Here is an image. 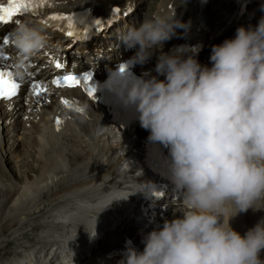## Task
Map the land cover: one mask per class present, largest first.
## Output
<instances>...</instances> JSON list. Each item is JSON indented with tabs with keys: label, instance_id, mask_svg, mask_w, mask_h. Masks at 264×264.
<instances>
[{
	"label": "clouds",
	"instance_id": "clouds-1",
	"mask_svg": "<svg viewBox=\"0 0 264 264\" xmlns=\"http://www.w3.org/2000/svg\"><path fill=\"white\" fill-rule=\"evenodd\" d=\"M177 23L153 16L120 30L118 38L138 48L104 83L134 109L148 140L167 150L164 164L182 213L143 233L142 250L126 240L117 264H264V220L244 234L230 224L241 212L264 208V17L213 45L211 66L195 51H162ZM8 38L9 69L26 81L48 37L42 26L17 20ZM156 48L155 75L126 71L147 63Z\"/></svg>",
	"mask_w": 264,
	"mask_h": 264
},
{
	"label": "bare ground",
	"instance_id": "bare-ground-1",
	"mask_svg": "<svg viewBox=\"0 0 264 264\" xmlns=\"http://www.w3.org/2000/svg\"><path fill=\"white\" fill-rule=\"evenodd\" d=\"M130 1H135V6H137V0H67V7L89 6L98 10L99 13H108L113 5L119 4L120 6H123ZM162 8L163 9L160 11L162 18L173 17L175 21H178L180 17L182 21V25L180 26L185 30L198 26L199 22H204L203 18L202 21L198 19L199 17L195 15V11L186 9L184 6H180L179 4L174 5V7H169L167 5ZM32 23L38 24L37 20H34ZM180 26L178 27L181 28ZM115 42L116 41L109 42V45L106 44L103 47L98 45L96 42L93 43V45L96 48L100 47L103 54H112L120 50L123 53V50L125 51V49L124 45H122V41L118 38L117 43ZM172 43L163 46V51L166 50ZM95 47L91 46L90 48L95 49ZM113 56L114 54L109 59V62H111L110 60ZM105 62L107 61H101V64H104ZM98 113L96 112V115L101 116ZM9 115L12 116L13 114L9 113ZM47 118L49 119V117ZM49 124V121L45 122V130H48ZM38 125H36L38 134L31 138V146L34 147V152L32 154L28 153V149L25 150L23 146L19 145L20 142L18 141L17 134L11 144H9V140H5V137L4 144L3 138L0 141V158L2 160L0 170L3 169L5 174L10 172L12 181L10 186L2 185L0 183V236L7 229L12 228L21 218L41 210V206H45L46 204L53 206L56 199L61 198L62 200L64 196L69 195L67 191H70L71 189H73L74 193H72L73 191L70 193L75 194V200L87 203L88 206L93 204L95 206V203L98 201L93 200L92 196L85 197L80 195V193H82V187L85 183L94 179V172L105 168L106 159L103 157V154L115 153L121 146L120 144L107 146L108 144L104 141V137L96 134L98 121L85 124L81 132H77L72 129V133L70 135L68 134L70 128H68L64 131L62 137H60L61 135L59 136L49 130L45 135L43 131H40L43 127ZM20 129L21 127L18 128V130ZM25 133L28 134V132ZM46 136L47 138H45ZM7 143L9 144L10 150L14 147L12 152L23 148V159H21V161H19L14 168L11 163L9 164L7 162L6 152L8 151L5 146ZM82 144H85V146ZM48 145L52 147L55 153L47 154L49 151L47 148ZM30 156H32V160L37 163V166L34 165V162L30 164L32 165V168H35L33 171L36 173L35 175H32L33 173L27 174L26 180L18 182L14 178V173L17 174V171H20L21 168L25 169L28 164L25 159H28ZM73 180H75L74 183H70ZM58 188L61 190L54 192ZM105 197L106 196H101L99 202H103ZM119 197L121 196H114L112 201L115 200L118 202L119 200H122ZM109 203L111 204L112 202L109 201ZM63 205H66V203L60 201V206ZM97 214V212L96 214L91 212L88 219L98 218ZM230 224L235 230H237L232 219L230 220ZM69 242L70 245L73 246H83L85 240L79 241L71 239ZM261 258L264 259V250L261 252Z\"/></svg>",
	"mask_w": 264,
	"mask_h": 264
},
{
	"label": "snow or ice",
	"instance_id": "snow-or-ice-1",
	"mask_svg": "<svg viewBox=\"0 0 264 264\" xmlns=\"http://www.w3.org/2000/svg\"><path fill=\"white\" fill-rule=\"evenodd\" d=\"M46 0H10L7 6L0 5V22L7 24L8 22L12 21L13 17L16 16L21 11L27 9L30 11H34L36 8L42 6ZM117 12L120 10L117 9ZM52 21H68L69 31L67 35L72 37L75 32L72 29V17L54 14L48 16L42 23H50ZM97 25H100V21H95ZM9 44V38L5 37L0 43V60L7 59L8 57L5 55L4 46ZM55 66L57 68H62L63 65L60 61H56ZM124 65L121 66V70L124 69ZM92 75L86 74L82 78L77 75L73 74H65L63 76H58L56 79L52 81L53 84L60 86H67V87H75L82 83L91 82ZM32 87L34 89V94L39 96L41 93L47 91L46 85H41L40 83H33ZM20 89V84L16 82V80L12 76V72L4 67H0V99L3 98H11L15 96ZM95 87L90 89V95L95 94ZM62 103L68 105V100H62ZM78 112H83L84 109L82 107L77 108ZM56 124L59 127L61 124V120L57 118Z\"/></svg>",
	"mask_w": 264,
	"mask_h": 264
},
{
	"label": "rangeland",
	"instance_id": "rangeland-1",
	"mask_svg": "<svg viewBox=\"0 0 264 264\" xmlns=\"http://www.w3.org/2000/svg\"><path fill=\"white\" fill-rule=\"evenodd\" d=\"M150 1H152L153 2V5H148V6H145V7H143V10H145L146 12H149L150 14H152L153 12H155V11H157V8H158V6H159V4H160V2L162 1V0H155V1H153V0H150ZM166 1H169V0H166ZM179 2H184V3H186V2H189L190 0H178ZM214 3H217V7H214L213 8V16H215V15H219V14H221V18H222V16H223V13H224V11L226 10V9H232L233 7H235L234 6V3L232 4V2L231 1H229V0H215L214 1ZM230 3V4H229ZM216 6V5H215ZM146 8V9H145ZM145 12V15L147 14ZM144 13V12H143ZM138 17V16H137ZM146 18V17H145ZM145 18H144V14L143 15H141V16H139L138 18H136L135 17V20H137L138 19V25L142 22V21H144L145 20ZM31 138H33V136H31ZM31 148L29 149L28 148V153L29 154H32L33 152H34V147H32V146H30ZM30 151H32V153H30ZM22 159H23V157H22ZM20 161H21V159H20ZM25 161L26 162H28V164H27V166L25 167V169L24 168H21V170L20 171H17V174L16 173H14V178L18 181V182H23L24 180H26V176H27V174H32V175H35V173L36 172H34L33 170L35 169V168H32L31 166L32 165H30L31 163H33L34 161L32 160V156H30L28 159H25ZM19 162H12L11 164H12V166H13V168L14 167H16V164H18ZM35 163V162H34ZM35 166H37V163H35L34 164ZM27 168V169H26ZM26 171V172H25ZM19 172V173H18ZM26 174V175H25ZM19 175V176H18ZM24 175V176H23ZM20 177V178H19ZM19 178V179H18ZM21 179V180H20Z\"/></svg>",
	"mask_w": 264,
	"mask_h": 264
}]
</instances>
